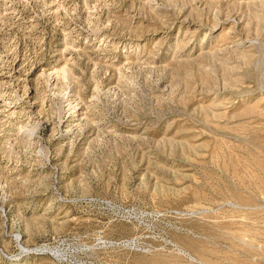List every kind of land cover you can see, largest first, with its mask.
I'll use <instances>...</instances> for the list:
<instances>
[{"label": "rangeland", "instance_id": "rangeland-1", "mask_svg": "<svg viewBox=\"0 0 264 264\" xmlns=\"http://www.w3.org/2000/svg\"><path fill=\"white\" fill-rule=\"evenodd\" d=\"M0 264H264V0H0Z\"/></svg>", "mask_w": 264, "mask_h": 264}]
</instances>
